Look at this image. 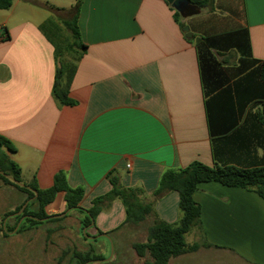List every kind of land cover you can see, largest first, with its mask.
<instances>
[{
    "label": "crops",
    "instance_id": "crops-1",
    "mask_svg": "<svg viewBox=\"0 0 264 264\" xmlns=\"http://www.w3.org/2000/svg\"><path fill=\"white\" fill-rule=\"evenodd\" d=\"M77 5L86 49L73 62L72 76H60L74 100L67 106L54 94L57 48L73 38L64 25L70 18L59 15H74ZM239 31L253 58L264 62V0H214L188 19L177 17L166 0H14L0 10V135L14 149L3 148L5 154L39 190L52 188L63 174L70 189L83 190L79 208L85 214L105 198L89 228L95 240H112L113 234L121 243L126 230L148 223L146 241L135 244L147 243L156 220L177 226L183 218L178 192L155 195L166 171L194 162L264 167L258 117L264 98L219 109L214 135L205 107L197 46L208 39L213 53L233 51L239 60ZM111 176L152 206L145 220L127 222L122 201L106 198ZM193 199L202 213L186 243L197 248L182 257L194 254L197 264H264L262 197L211 182L200 184ZM65 209L59 192L46 212L56 216Z\"/></svg>",
    "mask_w": 264,
    "mask_h": 264
},
{
    "label": "trees",
    "instance_id": "trees-1",
    "mask_svg": "<svg viewBox=\"0 0 264 264\" xmlns=\"http://www.w3.org/2000/svg\"><path fill=\"white\" fill-rule=\"evenodd\" d=\"M13 1L14 0H0V10L9 9ZM191 2L202 9L211 6L214 0H191ZM175 15L180 17V14L176 11ZM64 25L71 32L73 38V44H70V47L75 49L79 55V52L82 49L84 51L86 47L81 41L78 28V5L75 7L73 17L69 21H65ZM235 35L237 36V41L240 42L237 45V52L240 58L237 60V68L231 76L227 74V69H229L228 66H225L227 61H218L211 51L213 44L210 40L206 39L204 43L201 42L197 46L205 96V107L212 135L215 133V128L211 125L212 120L217 116L219 109H233L234 107L244 108L252 105L257 99L260 100L262 97L264 98V87L256 84H264V62L257 61L253 58L250 52L247 35L244 31L236 32ZM62 49H64L62 46L57 48V59L61 55ZM74 68L75 64L73 62L60 64L54 87L55 96L67 106L74 105V100L69 97L67 90L61 87L60 76L67 74V77L70 78L74 73ZM230 71L233 70H229V72ZM234 79L237 80L234 82V85H231L230 82ZM233 89L237 91L236 101L232 95ZM262 104L263 111L261 114H258V117L260 122L264 125V101ZM3 148L14 151L10 142L0 135V150ZM0 163V171L3 174L22 183L20 168L16 163L11 161L6 154H4L3 161ZM0 177L6 183L11 184V181L4 175L0 174ZM110 181L113 185V190L106 198H118L122 201L126 208L127 222H141L152 213V206L150 204H141L139 200L136 199L137 196L134 194L135 192L133 190L121 188L116 176H111ZM211 182L219 183L226 187L254 191L264 199V167L247 169L235 166L209 167L202 163L194 162L186 169L166 171L162 176L159 189L155 195L161 196L167 191L178 192L180 196L179 207L183 213V218L177 226L156 220L155 224L149 228L147 243L135 245V249L141 257H145L146 253L150 255L151 260L146 264H169L170 259L179 257L187 251L196 250L197 245L188 247L186 243V235L194 226L199 224L202 213L201 207L193 199V194L200 184ZM11 185L25 192L28 198H34L38 202V212L30 213L29 215L33 217V219H27L30 223L40 224V222H37L35 219L42 220L50 217L46 213V207L54 202L55 196L59 192L65 193L67 210L77 209L79 212L83 211L79 208V203L83 198V190L80 188L75 190L70 189L63 174H58L55 177L54 186L44 191L39 190L38 186L34 183L24 184L25 187H20L15 183ZM104 199L105 198H100L95 200L94 207L87 211L88 214H86L83 222L84 227L88 228L92 224V221L96 220V217L100 213L98 205ZM21 209L22 208H20V210ZM78 258L80 259L79 264L96 262L89 255L83 256L79 254ZM96 260L103 259L101 257H96Z\"/></svg>",
    "mask_w": 264,
    "mask_h": 264
},
{
    "label": "rangeland",
    "instance_id": "rangeland-1",
    "mask_svg": "<svg viewBox=\"0 0 264 264\" xmlns=\"http://www.w3.org/2000/svg\"><path fill=\"white\" fill-rule=\"evenodd\" d=\"M72 15L71 11L67 15L60 14L59 17L60 20L71 19ZM67 42L68 40L59 56L60 64L72 63L78 56L76 50ZM213 54L219 61H227L225 63V66L229 68L227 74L231 76L237 68V56L234 52L230 51L222 56ZM229 70L233 71L229 72ZM5 151L7 150H0V162L3 161ZM21 181V184H26L24 176L21 177ZM11 184L14 183L11 181ZM11 184L0 177V264H79V254L89 255L96 261L89 264H146L151 258L148 253L145 257H141L135 249L136 242L146 241L148 223L145 228L126 230L127 237L121 243L111 234L113 236L111 241H114L112 242L114 253L112 260L108 261L112 251L111 243L104 238L89 239L93 237L89 229L92 224L88 228L83 225L87 211L85 214L77 210L65 209L61 214L65 212L67 214L62 218H52L47 221L35 219L40 224L30 223L27 216L38 212V202L34 198H28L25 192ZM24 205H27L24 213L17 216L16 214L21 212ZM22 217L26 218L23 222ZM132 236L139 237L136 239ZM96 257H101L104 261L99 262L102 260H96ZM170 264H197V259L194 254H191L172 259Z\"/></svg>",
    "mask_w": 264,
    "mask_h": 264
},
{
    "label": "water",
    "instance_id": "water-1",
    "mask_svg": "<svg viewBox=\"0 0 264 264\" xmlns=\"http://www.w3.org/2000/svg\"><path fill=\"white\" fill-rule=\"evenodd\" d=\"M166 1L184 19H188V18H191V17H194V16H197V15L201 14V8H199L197 5L192 4L191 0H166ZM183 30H184V32H187L188 36L190 35V33L188 32L189 31V27H185ZM0 174L4 175L8 179H10L16 185H18L20 187H25V185L21 184L18 181H15L10 176L5 175L2 172H0ZM36 196H37V194H36ZM26 206L27 205H24V207L21 210V212L17 213L16 215L18 216V215L22 214L23 211L25 210ZM66 214H67V212H65L63 214H60V215L51 216V217H48L46 219H42V220H39V221H47V220H50L52 218H62ZM27 217L31 218V216H27ZM24 219L25 218H22V220H24ZM92 226H94V222L93 221H92V225L90 227H92ZM84 232H86V230H84ZM102 237H107V236L103 235ZM89 239L95 240V238H92V237L89 238ZM108 239H109V241L111 243V246H112V251H111V256H110V259H111L112 256H113V253H114V251H113V243H112V241H111V239L109 237H108Z\"/></svg>",
    "mask_w": 264,
    "mask_h": 264
},
{
    "label": "flooded vegetation",
    "instance_id": "flooded-vegetation-1",
    "mask_svg": "<svg viewBox=\"0 0 264 264\" xmlns=\"http://www.w3.org/2000/svg\"><path fill=\"white\" fill-rule=\"evenodd\" d=\"M23 213H24V211H23ZM23 213H22V214H23ZM23 217H25V216H23ZM23 217H22V218H23ZM24 220H26V218H25ZM24 220H22V222H23Z\"/></svg>",
    "mask_w": 264,
    "mask_h": 264
}]
</instances>
